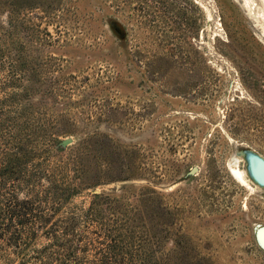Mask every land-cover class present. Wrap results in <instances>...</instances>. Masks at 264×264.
Returning a JSON list of instances; mask_svg holds the SVG:
<instances>
[{
	"label": "rangeland",
	"instance_id": "374dc122",
	"mask_svg": "<svg viewBox=\"0 0 264 264\" xmlns=\"http://www.w3.org/2000/svg\"><path fill=\"white\" fill-rule=\"evenodd\" d=\"M90 136L136 151L134 175L53 220L94 193L135 207L152 189L172 223L155 242L113 220L114 250L264 264V186L247 171L248 154L264 160V0H0V168L18 138L31 150L23 170H53ZM48 242L39 230L21 252L0 246V264Z\"/></svg>",
	"mask_w": 264,
	"mask_h": 264
},
{
	"label": "trees",
	"instance_id": "16d2710c",
	"mask_svg": "<svg viewBox=\"0 0 264 264\" xmlns=\"http://www.w3.org/2000/svg\"><path fill=\"white\" fill-rule=\"evenodd\" d=\"M30 1L14 3L22 6ZM26 141L18 138L17 143L7 142L2 153L5 161L0 168V239L5 238V243L0 246L1 250L21 252L39 230L49 242L33 251L30 261L23 259L18 264H176L174 252L154 258L145 250H114L118 239L108 229L113 220L124 222L122 225L136 223L144 229L145 236L158 242L172 217L155 190L141 194L135 207L94 193L87 206L76 207L53 220L63 204L81 192L133 176L136 151L116 148L107 136H90L82 140L81 150L70 162L61 160L53 170H42L36 164L31 170H23L31 153ZM116 165L123 174H110V167ZM88 234L94 237L88 238Z\"/></svg>",
	"mask_w": 264,
	"mask_h": 264
},
{
	"label": "water",
	"instance_id": "95a60500",
	"mask_svg": "<svg viewBox=\"0 0 264 264\" xmlns=\"http://www.w3.org/2000/svg\"><path fill=\"white\" fill-rule=\"evenodd\" d=\"M72 142H73L72 138H66V139L62 140L61 145L63 147H66V146L72 144ZM248 155H251V158H250V160H251V171H252L251 173H252L253 178L259 184L264 186V160L261 157L254 155V154H248ZM193 170H195V169H193ZM261 228H263V227H261ZM256 239H257L259 245L264 249V243L262 241H261L262 242L261 243L258 240L257 235H256Z\"/></svg>",
	"mask_w": 264,
	"mask_h": 264
},
{
	"label": "bare ground",
	"instance_id": "6f19581e",
	"mask_svg": "<svg viewBox=\"0 0 264 264\" xmlns=\"http://www.w3.org/2000/svg\"><path fill=\"white\" fill-rule=\"evenodd\" d=\"M231 170H232V173H233V176H237V177H240V175H241V173L239 172V171H237L236 169H234L233 167L231 168ZM247 171H248V173L250 172H252L251 171V160L249 159L248 160V162H247ZM251 176H252V173H251ZM256 235L258 236V240L261 242H263L264 243V227L263 228H261V227H259L258 229H257V231H256ZM261 242V243H262Z\"/></svg>",
	"mask_w": 264,
	"mask_h": 264
}]
</instances>
